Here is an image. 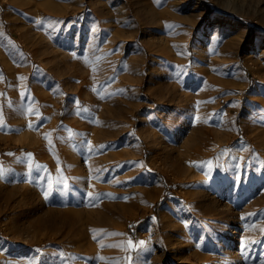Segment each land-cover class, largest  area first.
Wrapping results in <instances>:
<instances>
[{
  "label": "rangeland",
  "instance_id": "374dc122",
  "mask_svg": "<svg viewBox=\"0 0 264 264\" xmlns=\"http://www.w3.org/2000/svg\"><path fill=\"white\" fill-rule=\"evenodd\" d=\"M262 109L264 0H0V264H264Z\"/></svg>",
  "mask_w": 264,
  "mask_h": 264
},
{
  "label": "bare ground",
  "instance_id": "6f19581e",
  "mask_svg": "<svg viewBox=\"0 0 264 264\" xmlns=\"http://www.w3.org/2000/svg\"><path fill=\"white\" fill-rule=\"evenodd\" d=\"M92 68V66H91ZM2 84V83H1ZM3 87V84L1 85ZM3 89V88H1ZM262 101V100H261ZM2 103V102H1ZM263 106V105H262ZM261 109V108H260ZM263 111H259L262 112L260 115L264 116V109H262ZM4 111V110H2ZM7 112V111H6ZM3 113V112H1ZM4 114V113H3ZM2 114V116H3ZM8 114V113H6ZM5 114V115H6ZM9 115V114H8ZM7 116V115H6ZM5 118V116H4ZM8 118V116H7ZM35 119V118H34ZM38 119V118H36ZM35 119V120H36ZM169 119V118H168ZM33 120V119H32ZM34 120V121H35ZM33 121V122H34ZM166 123V120L165 122ZM166 126L163 128V126ZM162 126V131L163 134L162 137L167 139V141H171L174 138L178 139L179 136L182 134L183 132V128L182 126L184 125V122L181 119H175L174 121L172 119H169L167 124H164ZM161 126V125H160ZM158 127V126H157ZM161 129V128H159ZM96 132V131H95ZM159 133V132H158ZM161 135V133H159ZM94 136V135H93ZM264 136V135H263ZM160 136H157V138H159ZM77 138V137H76ZM264 138V137H263ZM79 139V138H78ZM186 139V138H185ZM257 138H255L256 140ZM180 140H183L182 138ZM165 141V140H164ZM166 141V142H167ZM79 142V141H78ZM256 142V141H255ZM199 143V138L198 137H190L189 139H187V141L184 143V146L181 150H185V152L189 155L187 158L188 160L191 161L192 164L196 165L198 164L200 161L196 160V159H204L205 155L203 152V148L204 147H200L199 145H197ZM183 144V143H182ZM255 144V143H254ZM257 144V143H256ZM255 144V145H256ZM173 149V148H172ZM171 149V150H172ZM208 150V149H207ZM42 148H40L39 150H37V159L40 157H43V153H42ZM86 150L82 147H75V148H67L64 145L60 146V145H54L51 149H50V154L51 156H53V159L55 162L59 163L60 165H63V168L57 167L55 165V169L53 170V174H52V183L54 184L55 187L59 186L60 184L64 185V188L67 190V197L68 198H73V199H78L81 200V197L86 195L87 197L91 198V199H97L98 196L101 195L103 186L100 182H97L96 180H90V176L91 173L89 174V178H87L84 174V171L82 170V168H84V166H80L79 165V161L80 158L83 156L84 152ZM100 151L99 149V145L95 144L93 147L88 149V152H90L92 155L96 156L98 154V152ZM180 151V149H179ZM208 152V151H207ZM45 153V152H44ZM206 153V152H205ZM128 154V153H127ZM186 154V155H187ZM89 155V154H88ZM50 156V155H49ZM116 156V155H115ZM113 156V157H115ZM112 157V156H111ZM184 157V156H183ZM185 158V157H184ZM181 159V158H180ZM105 160V158H104ZM186 160V159H185ZM102 161V160H101ZM178 162V160H176ZM182 161V160H180ZM184 161V159H183ZM193 161V162H192ZM97 162V161H96ZM106 162V161H105ZM39 163V162H38ZM43 163V162H42ZM82 163V162H81ZM86 163V161H85ZM84 163V164H85ZM187 163V162H184ZM97 164H99L97 162ZM175 164V163H174ZM82 167V168H81ZM90 168V167H89ZM87 170V169H86ZM100 170V166L95 165L92 169V172H99ZM178 172L183 173L186 170H184V168L182 167H178ZM191 172V171H190ZM35 173V172H34ZM103 175V174H102ZM36 176V175H34ZM33 176V177H34ZM45 180V179H44ZM100 180V179H99ZM51 182H49L50 184ZM84 185L87 186V189L85 190V188L83 187ZM54 188V187H53ZM24 190V189H23ZM30 193V192H29ZM29 193L24 194V196L26 195V197H24L26 200L29 201V199L31 198ZM55 194V193H54ZM191 195V194H190ZM4 196V195H3ZM23 198V199H24ZM14 199V198H13ZM34 198L32 197V200ZM83 199V198H82ZM25 200V201H26ZM35 200V199H34ZM77 200V201H78ZM85 200V199H84ZM27 202V201H26ZM59 202V206L61 205H65V200L64 199H58ZM72 202V201H70ZM81 202V201H80ZM91 203V202H90ZM84 204V203H83ZM75 205V204H74ZM82 205V204H81ZM203 208V207H202ZM209 209V208H207ZM50 213H58V214H75L76 216L80 217L83 213H85V211L83 210H75V209H64V210H59V209H48L47 210ZM205 211V210H203ZM89 212V211H88ZM91 213V212H90ZM239 214V213H238ZM238 216V215H237ZM84 217V216H83ZM239 217V216H238ZM234 232V231H233ZM235 234V232H234ZM199 259H202L201 255H198Z\"/></svg>",
  "mask_w": 264,
  "mask_h": 264
},
{
  "label": "snow or ice",
  "instance_id": "6c2138e0",
  "mask_svg": "<svg viewBox=\"0 0 264 264\" xmlns=\"http://www.w3.org/2000/svg\"><path fill=\"white\" fill-rule=\"evenodd\" d=\"M0 174H2V169H0ZM140 243L142 244L143 242H140ZM129 246H132L131 241H129Z\"/></svg>",
  "mask_w": 264,
  "mask_h": 264
}]
</instances>
